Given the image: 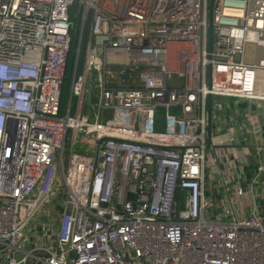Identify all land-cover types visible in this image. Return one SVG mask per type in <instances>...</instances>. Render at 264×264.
<instances>
[{
    "label": "built area",
    "instance_id": "2783aa9c",
    "mask_svg": "<svg viewBox=\"0 0 264 264\" xmlns=\"http://www.w3.org/2000/svg\"><path fill=\"white\" fill-rule=\"evenodd\" d=\"M209 2L0 0V264H264L242 169L205 141L209 99L213 119L222 99L264 102L247 79L264 56L244 62L264 0H212L211 42ZM72 8L78 109L61 115Z\"/></svg>",
    "mask_w": 264,
    "mask_h": 264
},
{
    "label": "crops",
    "instance_id": "0c3cea01",
    "mask_svg": "<svg viewBox=\"0 0 264 264\" xmlns=\"http://www.w3.org/2000/svg\"><path fill=\"white\" fill-rule=\"evenodd\" d=\"M252 78L254 84V92L252 93L253 98L256 100H264V93H261V90H264V73L257 72L253 75H247L249 81H251ZM254 82H256V84ZM70 85L71 82L68 88V99L64 103L63 114L67 112L73 114L76 109H78V101L70 96ZM257 87L258 90L255 91ZM241 89L243 90L239 92L242 93L240 95L245 97H247L246 95L249 96L250 93L247 91V86ZM224 100L225 99L219 101L221 109L216 111V118H212V135L219 137L226 133L230 134L227 140H219V144L221 145H232L233 141H236V146L254 147L215 148L217 149L215 152L218 154H228L229 159H233L238 167L242 169L240 179L243 181V186L247 190V195L241 199V202L243 201L244 204L248 205L245 206V214L255 212L264 219V197L262 196L264 192V173L256 176V169L264 163V102H255L251 105V109L249 108L250 105L241 102L237 110L234 102L232 103L230 101L226 103ZM229 103L231 104L230 108H228ZM80 109L82 113H88L90 111L87 98L80 106ZM222 111H226V114L223 115ZM101 118L104 120L106 119L104 113H101ZM157 125L158 128H162V116H157ZM229 139L232 141L229 142ZM215 144L217 143H213V145ZM213 149L210 148L206 153H214ZM249 168H252L253 171L250 180H246L244 175ZM244 199H246V201Z\"/></svg>",
    "mask_w": 264,
    "mask_h": 264
},
{
    "label": "trees",
    "instance_id": "16d2710c",
    "mask_svg": "<svg viewBox=\"0 0 264 264\" xmlns=\"http://www.w3.org/2000/svg\"><path fill=\"white\" fill-rule=\"evenodd\" d=\"M71 22H72V28H71V45H70V54L68 57V65H67V73H66V78L65 81L63 83L62 89H61V97H60V114H63V108H64V103L67 101L68 99V88H69V84L71 82V76H70V67L73 64V51H75L76 48V41H77V35H78V31H79V18H73L71 17ZM89 27H90V16L87 17L86 21L83 24L82 27V39H81V45H80V55H79V61H78V70H79V66L81 64L82 58H83V54H84V50L87 46V40H88V36H89ZM163 115V109L161 108H157L156 110V116H162ZM253 169L249 168L248 170H246V173L244 175V178L246 180H250V176L252 174Z\"/></svg>",
    "mask_w": 264,
    "mask_h": 264
},
{
    "label": "water",
    "instance_id": "95a60500",
    "mask_svg": "<svg viewBox=\"0 0 264 264\" xmlns=\"http://www.w3.org/2000/svg\"><path fill=\"white\" fill-rule=\"evenodd\" d=\"M212 0H210L209 2V11H208V37H209V41L211 42V37H212ZM83 27V26H82ZM82 32V31H81ZM209 42V43H210ZM118 71L120 73V78L123 81H127L129 76L132 74V72L128 69V68H123L120 67L118 68ZM87 98V96H86ZM210 99L208 101V114H207V128H206V148L210 149V148H223L225 149L226 147H248V148H253L254 146H236V141L232 143V145H227V144H219V140L221 141H225L230 137V134L226 133L223 134L221 136H214L212 135V117H211V105H210ZM251 109V106L249 107ZM213 143H217L215 145H213ZM256 147V146H255Z\"/></svg>",
    "mask_w": 264,
    "mask_h": 264
},
{
    "label": "rangeland",
    "instance_id": "374dc122",
    "mask_svg": "<svg viewBox=\"0 0 264 264\" xmlns=\"http://www.w3.org/2000/svg\"><path fill=\"white\" fill-rule=\"evenodd\" d=\"M70 15L73 18H78L76 15V9H74V8H72ZM263 56H264V48L256 46L254 44H246L245 52H244V62L245 63H254V64L261 63L263 60ZM114 81H116V80H114ZM120 86L123 87L124 84H121ZM247 89H249V87H247ZM257 90H258V87L256 88L255 91H257ZM253 92H254V89H253ZM261 93H264V90L263 91L261 90ZM224 101H226V103H228L230 101L232 103L234 102L233 99H225ZM230 105L231 104L229 103L228 108H230ZM104 114H105L106 119L111 117L110 111H105ZM222 114L225 115L226 111H222ZM66 144H67V146L69 145V139H68V142ZM77 150H81V151L85 150V148L82 145V140L79 143V145L77 146ZM221 184H222V182H221V180H219L217 185L219 186V189H220V196L223 197ZM218 199H220V197H218ZM222 205H224V203L221 204V206Z\"/></svg>",
    "mask_w": 264,
    "mask_h": 264
},
{
    "label": "bare ground",
    "instance_id": "6f19581e",
    "mask_svg": "<svg viewBox=\"0 0 264 264\" xmlns=\"http://www.w3.org/2000/svg\"><path fill=\"white\" fill-rule=\"evenodd\" d=\"M259 73V72H258ZM246 96H248V95H246ZM206 141V140H205ZM206 149H208V148H206ZM209 150V149H208Z\"/></svg>",
    "mask_w": 264,
    "mask_h": 264
}]
</instances>
